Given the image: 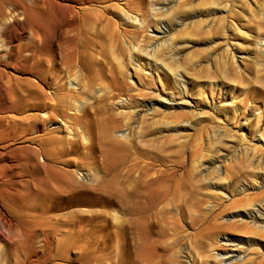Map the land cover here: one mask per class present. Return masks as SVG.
<instances>
[{
  "label": "rangeland",
  "instance_id": "374dc122",
  "mask_svg": "<svg viewBox=\"0 0 264 264\" xmlns=\"http://www.w3.org/2000/svg\"><path fill=\"white\" fill-rule=\"evenodd\" d=\"M31 1L0 0L6 14L0 21L2 115L16 119L32 110L24 103L16 110L28 111L20 114L5 108L19 105L15 94L26 92L21 80L33 79L16 68L28 63ZM56 8L50 28L58 38L65 12ZM141 11L135 23L119 27L128 29L123 32L134 51L130 40L124 46L103 40L112 63L122 58L125 90L113 105L89 110V143L74 137L72 152L65 154L72 176L66 199L51 198L43 213L25 201L27 194L12 195L7 208L0 195V264H84L73 253L87 242L83 231L114 224L125 213L136 220L129 241L148 236L154 264H264V231L243 215L264 205V140L256 141L264 139V0H144ZM163 26L165 32L157 33ZM61 124L57 117L46 126ZM124 131L128 143L116 138ZM20 141H0V188L7 181L12 192L30 178L24 152L14 150ZM3 211L11 229L3 224ZM40 229L47 231L46 242ZM66 233L81 237L61 244ZM231 251L242 256L227 261ZM124 256L119 251L115 259L102 254L92 261L120 264Z\"/></svg>",
  "mask_w": 264,
  "mask_h": 264
},
{
  "label": "bare ground",
  "instance_id": "6f19581e",
  "mask_svg": "<svg viewBox=\"0 0 264 264\" xmlns=\"http://www.w3.org/2000/svg\"><path fill=\"white\" fill-rule=\"evenodd\" d=\"M143 1L124 0L121 5L118 4L119 6L107 3L109 0H32L30 2L33 21L29 40L31 49L28 63L18 64L16 68L28 72L33 79L21 80L23 81L21 83L22 91L25 90L26 92L24 94H15L19 105L10 103L5 108L11 109L14 107L15 110L7 111L20 114L28 111L16 110L21 107L20 104L24 103L26 104L25 106L29 105L28 107L32 110L24 113L18 119L13 115H2L4 111L1 103L3 93L0 88V128H3L2 130L0 129V141L7 142L21 138V141L15 144L14 150L24 152L23 158L27 162V166L30 164L31 171L30 178L24 181L21 185L22 190L18 192L15 190V192H12V189L6 184L7 181L2 183L0 188L1 204L5 208L11 205L12 202L9 198L12 195L21 194L19 197H22L27 194L30 201L27 199L25 201L29 205L41 207L43 213H45L46 205L56 201L60 203L66 199L65 195L68 190H72V176L69 172L71 162L65 158V154L72 152L73 141H75L77 136L78 141L79 136H81V141H85L86 144L92 140V137L90 139V135L87 133L86 126L89 123L87 121L89 110L104 107L101 105H113V98L125 90L121 76L124 72H122L121 67L122 58L114 59V63H112V58L110 60L106 55L108 46L105 47L103 45V40L110 38L112 41L116 40L119 45L122 44L124 46L123 43H127L130 40L126 39V33H124L126 30L128 32V29H120L119 27L123 24L136 22V17L142 12ZM100 3L104 4L101 5ZM96 4L99 6H96ZM4 7L2 2H0V21L6 16ZM56 7L62 8L65 12L64 20L62 18V22L64 21L63 28L58 38L54 37L50 28L53 21L58 19L55 17ZM135 10L136 14L131 17L129 13ZM61 16L63 17V15ZM141 17L144 18V14H141ZM100 20L102 22L101 26L97 24ZM62 22L60 23L62 24ZM164 32L165 28L163 26L157 33ZM55 38L57 40L55 45H53L52 41ZM131 40L129 43H131ZM260 43L262 44V42ZM159 48H162V45ZM129 49L134 51L132 43L129 45ZM119 50L121 49L119 48ZM155 50H157L156 47ZM119 52L122 53V50ZM146 54L143 55L147 58L149 55L146 56ZM147 64L149 63L147 62ZM165 64H160V67L163 68L165 73H170L172 78L175 79L176 76L169 70L168 64ZM45 87H48L50 91H44L43 88ZM169 102L165 103L163 101L162 103L171 105L172 103ZM92 103H94V106L91 105ZM68 111L74 115L73 119H71ZM118 113L123 116L125 114L121 110ZM57 117L64 124L56 127L46 126L47 123L56 122ZM116 138L125 143L130 140L126 131L119 133ZM263 140L260 135L256 139L257 143H262ZM4 146L7 148L12 147L5 144ZM34 154L35 156L41 155L42 160L34 159L32 161L31 156ZM58 163H62V165L59 166ZM51 198L56 200L51 202L49 201ZM243 215L250 218V220L255 218L258 228L264 231V205L255 207L251 212H244ZM2 221L6 229L12 228L8 215L4 211L2 212ZM114 221V224L111 222H106L105 225L98 223L93 226L92 231L89 229L83 231L87 242H84V246L81 245L78 252L74 251L73 253L79 255L83 259L84 264H102L98 260H95V262L92 260L102 256V254L109 255L115 259L116 253L119 251H123L125 255L121 259L120 264H154L148 257L150 254L148 251L153 247V243L148 236L136 239L134 242L129 241L128 234L136 221L134 216L131 213H125L124 219L116 216ZM46 232V230L40 229V235L44 239L46 238ZM79 237H81L79 234L73 236L66 233L65 238L68 241L59 240V242L61 244H70ZM44 249L42 248L37 253H41ZM67 251L70 252L71 248H68ZM99 252L102 254H99ZM111 253H113V256L110 255ZM137 254H141V256H137ZM155 256H157L156 253ZM219 256L222 258L221 255ZM241 256L238 252H232L225 258L227 261H231L239 259ZM156 263L158 264V260H156Z\"/></svg>",
  "mask_w": 264,
  "mask_h": 264
}]
</instances>
